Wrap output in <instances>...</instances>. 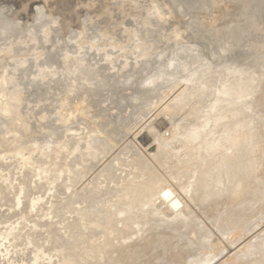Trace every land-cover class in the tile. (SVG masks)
<instances>
[{"label":"rangeland","instance_id":"rangeland-1","mask_svg":"<svg viewBox=\"0 0 264 264\" xmlns=\"http://www.w3.org/2000/svg\"><path fill=\"white\" fill-rule=\"evenodd\" d=\"M135 1L0 0V264H264V0Z\"/></svg>","mask_w":264,"mask_h":264},{"label":"bare ground","instance_id":"bare-ground-1","mask_svg":"<svg viewBox=\"0 0 264 264\" xmlns=\"http://www.w3.org/2000/svg\"><path fill=\"white\" fill-rule=\"evenodd\" d=\"M126 1H128V0H126ZM137 1V0H136ZM135 1V2H136ZM140 1V0H139ZM144 1V0H143ZM148 1V0H147ZM149 1H151V0H149ZM161 0H159V1H157V2H160ZM110 2V1H109ZM130 2H131V0H130ZM132 2H133V0H132ZM145 2H146V0H145ZM127 3V2H126ZM5 4V3H4ZM110 4V3H109ZM120 4V3H119ZM139 4V3H138ZM151 4V3H150ZM155 4H157V3H154L153 5H155ZM158 5V4H157ZM165 5V4H164ZM9 6H11V5H9ZM138 6V5H137ZM148 6V5H147ZM146 6V7H147ZM150 6V5H149ZM166 6H167V4H166ZM7 7V6H6ZM5 7V8H6ZM14 7V6H13ZM16 7H17V3H16ZM113 7V6H112ZM116 7H117V5H116ZM134 7V6H133ZM146 7H143V8H145L146 9ZM4 8V9H5ZM19 8V7H18ZM142 8V9H143ZM150 8V7H149ZM149 8H148V10H149ZM154 8V6H152L151 7V11H152V9ZM166 8H168V7H166ZM3 9V10H4ZM7 9V11H8V8H6ZM11 9V8H10ZM115 9V8H114ZM125 9V8H124ZM144 9V10H145ZM165 9V8H164ZM127 10V9H126ZM132 10V9H131ZM134 11V10H133ZM151 11H150V13H151ZM166 11V10H165ZM168 11H170V9H167V13H169ZM10 12V11H9ZM119 12H121V11H119ZM127 12V11H126ZM108 13V12H107ZM129 13H131V12H129ZM153 13V12H152ZM151 13V14H152ZM172 15V14H171ZM142 17V16H141ZM143 18V17H142ZM166 19V18H165ZM179 20V19H178ZM129 22V21H128ZM253 64V63H252ZM261 64V63H260ZM256 66V65H255ZM244 67H246V66H244ZM246 69H248V68H246ZM246 74H247V72H246ZM247 75H245L244 77H246ZM236 77H238V76H236ZM207 78V77H206ZM245 80H246V78H245ZM243 81H244V78L237 84V86L236 87H232V88H229L228 90H227V92L230 94V96H242V92L240 93V91H239V88H240V86H238L239 84L241 85V88L240 89H242L245 85H244V83H243ZM222 84V83H221ZM231 84V83H230ZM246 84V83H245ZM244 85V86H243ZM219 86V85H218ZM224 89H225V87H224ZM244 90H245V88H244ZM210 97V96H209ZM175 101V100H174ZM172 102V101H171ZM173 103V102H172ZM176 103H178V102H176ZM171 105V104H170ZM169 105V106H170ZM172 107L174 106V107H176L177 105H175V104H173V105H171ZM225 107V106H224ZM170 108V107H169ZM243 111V110H242ZM249 114V113H248ZM202 116V115H201ZM199 117V116H198ZM245 117V116H244ZM197 118V117H196ZM238 118V117H237ZM249 118V117H248ZM243 119V118H242ZM236 120V119H235ZM252 120V119H251ZM250 120V121H251ZM172 122V121H171ZM235 122H237V121H235ZM229 123V122H228ZM243 123V122H242ZM231 124V123H230ZM236 125V124H235ZM250 125V124H249ZM193 126V125H192ZM231 126H233L232 124H231ZM230 127V126H229ZM191 128V127H190ZM247 128V127H246ZM193 129H195V128H193ZM190 130V129H189ZM197 130V129H196ZM200 130V129H199ZM201 132V131H200ZM199 132V133H200ZM242 132V131H241ZM192 133H193V131H192ZM195 133V132H194ZM198 133V132H197ZM237 134V133H236ZM244 134V133H243ZM195 136H196V134H194ZM237 136H239V135H237ZM243 136V135H242ZM247 136V135H246ZM246 136H244V137H246ZM232 137V136H231ZM235 137V136H234ZM240 137V136H239ZM243 137V138H244ZM197 138V137H196ZM218 138V137H217ZM225 138V137H224ZM189 139V138H188ZM214 139H216V138H214ZM234 139V138H233ZM242 139V138H241ZM240 139V140H241ZM245 139V138H244ZM191 139H189V141H190ZM217 140V139H216ZM220 140V139H219ZM235 141V140H234ZM214 141H212V143H213ZM245 142H247V141H245ZM242 143V142H241ZM243 143H244V141H243ZM161 144V143H160ZM215 144V143H214ZM217 144V143H216ZM211 145V144H210ZM244 145H245V143H244ZM161 146V145H160ZM209 146V145H208ZM242 146H243V144H242ZM198 147H200V146H198ZM235 147V146H234ZM214 148H215V146H214ZM216 149V148H215ZM148 150V149H147ZM217 150V149H216ZM231 151H233L232 149H231ZM156 156V155H155ZM230 157V156H229ZM228 157V158H229ZM231 158V157H230ZM203 161V160H202ZM144 162V161H143ZM230 163H232V162H230ZM229 164V163H228ZM185 165V164H184ZM183 165V166H184ZM231 165V164H230ZM229 165V166H230ZM227 168V167H226ZM230 168V167H229ZM228 168V169H229ZM230 170H227V172H228V176L230 175L229 173H231V172H229ZM233 171V170H232ZM232 174H234V173H232ZM232 176V175H231ZM233 179V178H232ZM164 188L165 186H161V188ZM162 191V192H161ZM188 191H189V189H188ZM159 192H161L162 193V196H160V199H162V201H165L173 210L174 209H178L179 207H181V205L183 206V204H182V201L175 195V193H174V191L171 189V188H169V186L168 187H165L163 190H160ZM158 195H159V193H158ZM158 201V200H157ZM164 202V203H165ZM154 205H155V203H154ZM159 207V206H158ZM164 207V206H163ZM156 208V207H155ZM162 208V207H161ZM181 209V208H180ZM162 210V209H161ZM160 211V210H159ZM179 211V210H178ZM157 212H158V209H157ZM168 212V211H167ZM153 213V212H152ZM153 214H155V213H153ZM158 214V213H157ZM179 215H177V217H178ZM176 217V216H175ZM180 217V216H179ZM161 218V217H160ZM162 219V218H161ZM163 220V219H162ZM175 221H176V219H174ZM165 222H166V220H164ZM172 221H173V219H172ZM175 221H174V223H175ZM155 222V221H154ZM153 222V223H154ZM164 222V223H165ZM152 223V224H153ZM162 223V222H161ZM150 224V223H149ZM142 226H143V224H141ZM145 226H148V225H145ZM140 227V226H139ZM157 227V226H156ZM141 229V228H140ZM158 229V228H157ZM109 232V231H108ZM143 232V231H142ZM134 235V234H133ZM125 238V237H124ZM101 239V238H100ZM206 239V238H205ZM136 240V239H135ZM138 241V240H137ZM137 241H135L134 243L136 244V242ZM203 241V240H202ZM140 242V241H139ZM193 242V241H192ZM138 243V242H137ZM117 244V243H116ZM115 244V245H116ZM192 244V243H191ZM200 244V243H199ZM124 245V244H123ZM189 245V244H188ZM149 246V245H148ZM182 246V245H181ZM128 247V246H127ZM130 247V246H129ZM202 247V246H201ZM145 248V247H144ZM174 248H176L175 246H174ZM203 248V247H202ZM129 249H131V248H129ZM194 249V248H193ZM175 250V249H174ZM183 250V249H182ZM102 251V250H101ZM160 251V250H159ZM162 251V250H161ZM180 251V250H179ZM188 251V250H187ZM198 251V250H197ZM177 252V251H176ZM196 252V251H195ZM113 253V252H112ZM115 253V252H114ZM194 253V252H193ZM155 254V253H154ZM156 254H157V252H156ZM184 254V253H183ZM167 255V254H166ZM181 255V254H180ZM158 256V255H157ZM121 257V256H120ZM162 257V256H161ZM173 257V255L171 256V258ZM109 258V257H108ZM159 258H160V256H159ZM163 258V257H162ZM161 258V259H162ZM174 258V257H173ZM182 258V257H181ZM115 259V258H114ZM166 259V258H165ZM184 259V258H183ZM158 260V259H157ZM169 260V259H168ZM107 262V261H106ZM174 262V261H173ZM165 263V262H164ZM175 263V262H174ZM91 264V263H90ZM160 264V263H159ZM176 264V263H175Z\"/></svg>","mask_w":264,"mask_h":264},{"label":"water","instance_id":"water-1","mask_svg":"<svg viewBox=\"0 0 264 264\" xmlns=\"http://www.w3.org/2000/svg\"><path fill=\"white\" fill-rule=\"evenodd\" d=\"M157 150H158V146H157V144H154V145H152V146L149 148L148 153H149V154H154ZM160 205H162V204L160 203Z\"/></svg>","mask_w":264,"mask_h":264}]
</instances>
